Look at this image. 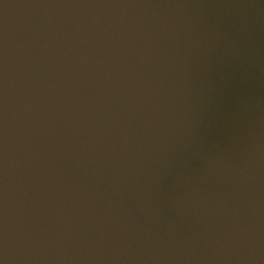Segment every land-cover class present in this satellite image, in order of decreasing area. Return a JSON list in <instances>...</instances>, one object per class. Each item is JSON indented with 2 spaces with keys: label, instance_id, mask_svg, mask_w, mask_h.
I'll return each instance as SVG.
<instances>
[{
  "label": "water",
  "instance_id": "1",
  "mask_svg": "<svg viewBox=\"0 0 264 264\" xmlns=\"http://www.w3.org/2000/svg\"><path fill=\"white\" fill-rule=\"evenodd\" d=\"M0 264H264V0H0Z\"/></svg>",
  "mask_w": 264,
  "mask_h": 264
}]
</instances>
